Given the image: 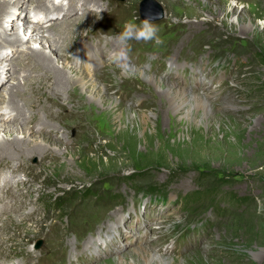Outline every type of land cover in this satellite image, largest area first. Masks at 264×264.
<instances>
[{
    "label": "rangeland",
    "instance_id": "1",
    "mask_svg": "<svg viewBox=\"0 0 264 264\" xmlns=\"http://www.w3.org/2000/svg\"><path fill=\"white\" fill-rule=\"evenodd\" d=\"M36 1L17 2L11 14L21 19L0 24V42L16 33L24 39L0 64L3 125L45 149L32 147L21 162L12 153L0 157V178L18 166L11 170L17 180L0 181V264H264V213H257L264 201V0H155L164 11L153 22L164 44L130 42L131 70L207 97L209 111L194 103L180 109L189 117L169 109L162 88L136 73L126 78L106 59L123 24L143 20V0L95 1L104 16L95 11L93 25L72 34L67 28L79 21L48 33L50 19L39 22ZM60 2L67 1L46 0ZM34 18L45 37L34 32ZM50 37L60 39L63 55ZM32 50L72 80L96 75L104 90H79L85 100L72 96L73 83L39 90L47 73L29 65ZM84 54L95 56L94 69H85ZM12 84L20 90L14 98L4 92ZM2 129L0 143L11 144ZM196 192L208 193L205 201L185 204ZM229 193L247 204L231 208Z\"/></svg>",
    "mask_w": 264,
    "mask_h": 264
},
{
    "label": "bare ground",
    "instance_id": "2",
    "mask_svg": "<svg viewBox=\"0 0 264 264\" xmlns=\"http://www.w3.org/2000/svg\"><path fill=\"white\" fill-rule=\"evenodd\" d=\"M27 1V0H26ZM25 0H18V1H14L12 0L11 2H6V1H3V0H0V16L2 17L1 21H0V24H3L7 18H10L9 20H11V22H17L19 19H21V16L19 15L17 18L16 16H13V13L11 14V10H14L16 9L15 5L17 2H26ZM33 2L35 0H32ZM64 1V0H63ZM67 1V2H66ZM95 1L98 2V0H65L66 3L64 2H60L58 3L59 5L57 6H50V5H47L46 3V0H44V2L46 4H43L44 2H42L41 0L39 1H36V2H40L39 3V6L36 8V9H41V12H43L42 16L41 17H38L39 19V22L40 21H45L46 19H50L48 21V24L50 25L49 28H48V33L51 32V31H55V28H59L58 26L60 25V27H63L64 24L66 23H76L77 21H79L80 24L74 26L73 29H69L67 28L68 30H70L69 32L72 34L74 33L75 31H79V30H83V25L86 24V23H94V21L99 18L98 14L101 10V7H98V9L96 7H94V5H97V3H95ZM49 2V1H48ZM100 2V0H99ZM110 4V3H109ZM106 6V5H105ZM109 6V5H108ZM108 8V7H107ZM113 9V8H112ZM99 10V11H97ZM97 11V13L95 12ZM109 11V9L107 10ZM38 13V12H37ZM101 13L103 14V10H101ZM97 14L98 16L96 17ZM101 14V15H102ZM110 12H108L106 15H109ZM105 15V19L107 18V16ZM104 16V14L102 15ZM4 17V18H3ZM104 18V17H103ZM37 18H34V20H32V22H36ZM103 20V19H102ZM100 21V20H99ZM31 22V23H32ZM59 22H64V24L62 23H59ZM74 23V25H75ZM101 23V22H100ZM99 23V24H100ZM34 27H35V30L34 32H36V35H40L41 37H45V30L43 31L42 27H41V24H37V23H34ZM62 24V25H61ZM17 25V24H16ZM89 25V24H88ZM93 25V24H92ZM73 26V25H72ZM45 27V26H43ZM90 27V26H89ZM88 27V28H89ZM13 30V28H12ZM33 30V29H32ZM54 31L52 33H54ZM63 31V30H62ZM68 32V31H66ZM59 33V32H58ZM63 33V32H62ZM76 33V32H75ZM81 33V32H80ZM87 33V32H86ZM56 34V33H55ZM70 34V35H71ZM34 35V34H33ZM59 35V34H57ZM64 35V34H63ZM69 35V36H70ZM54 36V35H53ZM65 36L67 38V35L65 33ZM84 36V35H83ZM4 37L6 39H9L8 37H11L9 36V34H5ZM61 37V36H60ZM63 37V36H62ZM2 36H0V40H1ZM49 38V37H48ZM65 38V37H64ZM4 39V40H6ZM31 39V38H29ZM59 39V38H58ZM80 39V38H79ZM83 39V38H82ZM51 42L55 39H50ZM60 40V39H59ZM59 40L57 41H54L52 42V47L54 48V52H55V55H63V51L61 49H58V47L55 45L59 42ZM89 40V39H88ZM24 39L22 40L21 37L19 36V34L16 33V38L15 39H10V41H5L4 43H2V41L0 42V64L1 66L4 64V62H6L7 60H11L13 57H14V53H12V55L9 57L8 53H9V50L7 48H9V46H16V45H21L23 43ZM70 41V40H69ZM67 44V42H64ZM69 44V43H68ZM76 44V43H75ZM88 44V43H87ZM113 44V43H112ZM19 45V46H20ZM58 45V44H57ZM63 45V44H62ZM65 45V44H64ZM63 45V46H64ZM76 46V45H75ZM78 46V45H77ZM67 47V46H66ZM92 48V47H90ZM71 49H72V45H71ZM93 49V48H92ZM12 50V49H10ZM82 50V49H81ZM100 50V49H99ZM102 50H100V53H103L101 52ZM42 52V51H41ZM91 52V51H90ZM31 53L33 54V58L34 60H30L31 58H27L26 61H31L32 63H29V65H33L35 63H37V66L40 67L43 71H45L47 73V76H46V79L42 82H40L38 84V88L39 90H44L48 85L51 84L52 88L54 87V90H56L57 92L61 91V90H64L68 87V85H73L74 84V88H73V93H72V96L74 95L75 93V96H78L80 97L81 99L85 100L84 97H86L83 93H80L79 90L81 91L84 90V88H87V87H92L93 89H95L96 91H100L102 93V89H100L99 87H97V84L98 81L95 79V77H97L96 75H91L90 74H84L83 72L82 73H79V76L77 78V80H72L71 78L67 77L66 74H64V72L60 71L54 64V62L50 59V57H48L47 55H45L44 53H40L38 52V50H32ZM92 53V52H91ZM79 54V53H78ZM88 54V53H87ZM30 56V55H29ZM87 57V58H86ZM82 58H85L86 61H89V64L87 63L85 65V69H94L95 66L98 65V62L96 61L97 59L94 57L90 58V55H83ZM104 59V55H99L98 56V59ZM20 59V57L18 58ZM38 61H37V60ZM95 60V61H94ZM29 61V62H30ZM28 66V65H27ZM10 69H8V74L11 75V76H15L16 77V74H17V70H16V65L10 63L9 65ZM38 67H36L35 69H37ZM40 69V70H41ZM42 71V72H43ZM83 71V70H82ZM41 72V71H40ZM93 73V71H92ZM132 73H136L138 78L139 77H143L144 79H147L149 80L150 83H152L156 88H162L165 92H164V95L166 96V100H165V103L166 105L169 107V109H174L176 110L179 114H183V116L185 115V117H189L190 115V112L189 110L185 111L184 110H180L181 108H183L184 106H188L189 104L191 103H194L196 106L206 110V111H209L210 110V103H209V99L205 96H198V95H192L187 93L186 89L182 88L179 84L175 83V82H170V83H166L165 81H162L160 80L159 78L155 77L154 75L152 74H147L146 72H142L141 70H131L130 69V72L129 74L127 75H124L126 78L128 77H131V74ZM135 74V75H136ZM43 75V74H42ZM44 77V75H43ZM42 77V78H43ZM41 78V77H40ZM45 78V77H44ZM101 78V76H100ZM106 80V79H105ZM101 81V80H100ZM103 82V81H102ZM3 83V80H0V84ZM21 82H18V87H19V84ZM73 83V84H72ZM18 87H14V85L12 84L11 87L9 89H5V93L7 94H10L11 95V98H14V96L17 94V92H19L20 90L18 89ZM48 88V87H47ZM46 88V90H47ZM50 88V87H49ZM27 90V89H26ZM32 90V89H31ZM36 90V89H35ZM27 91H30V90H27ZM38 91V90H37ZM45 91V90H44ZM52 91V90H51ZM24 92V91H23ZM35 92V91H34ZM33 92V93H34ZM28 93V92H27ZM38 93V92H37ZM48 93V92H47ZM32 94V93H31ZM42 94V93H41ZM54 94V93H53ZM37 97V96H36ZM40 97V96H39ZM43 97V96H42ZM9 98V99H11ZM51 98V97H50ZM53 98V97H52ZM72 98V97H71ZM77 98V97H76ZM8 99V100H9ZM40 99V98H39ZM98 99V98H97ZM13 100V99H12ZM69 100V99H68ZM100 100V99H99ZM5 101V100H3ZM3 101H1V103L3 104ZM10 101V100H9ZM46 101V100H45ZM12 102V101H11ZM9 102V108L15 112V114H17V110H14V108L11 107L12 103ZM100 102H102V104H104L103 102V98H102V101L100 100ZM11 103V105H10ZM17 103L16 100H14L13 104L15 105ZM38 103V102H37ZM74 103V102H73ZM118 103L116 105V109L118 108ZM166 105H163L165 106L163 108V110H168L166 107ZM43 106V105H42ZM83 106V105H82ZM105 106V105H104ZM25 107V106H24ZM32 107V106H31ZM35 107V106H34ZM85 107V106H84ZM91 111H94L95 112V106H93L92 104H89L87 106ZM86 107V108H87ZM41 108V107H40ZM5 109V108H4ZM21 110V109H20ZM39 112V111H38ZM44 112V111H43ZM113 113L114 111L113 110H110V112H106V113ZM8 113V111H7ZM36 113V112H35ZM6 114V113H5ZM9 114V113H8ZM94 114V113H93ZM13 115V114H12ZM38 115V113H37ZM8 116V115H7ZM6 115H1L0 116V127L3 128L4 127V130L3 132L5 131L6 135L13 138L12 140V143L9 144V142L7 141H4V142H1L0 143V157L2 155H10V153H12L14 156H17V158L19 157L18 160H20V162L22 161V158L24 157V154H26L32 147L35 148V151H39V152H43L45 149L42 147V146H39L37 144H34L32 140H24V141H20L18 140L17 138L14 137V134L12 132V130H9L8 127L4 126L3 124L5 123V121L8 122L7 120V117ZM34 116V115H33ZM16 116L14 115V117L10 116V118H12V120H14L13 118H15ZM21 117H24L23 115ZM35 117V116H34ZM29 118V117H28ZM44 118V117H43ZM25 119V117H24ZM146 119V118H145ZM11 120V119H10ZM21 120V119H20ZM19 120V121H20ZM23 120V118H22ZM27 120V119H26ZM29 120V119H28ZM40 121V120H39ZM15 122V121H14ZM22 122V121H20ZM38 122V121H37ZM67 122V121H66ZM42 123V122H41ZM48 124V122H47ZM54 124V123H53ZM51 125V124H50ZM0 128V130H1ZM51 128V127H50ZM36 129V128H35ZM55 129V127H54ZM50 130V129H49ZM32 131L34 132V130L32 129ZM53 131V130H52ZM59 131V129H58ZM60 133V132H59ZM52 134V133H51ZM49 136V135H48ZM31 144H33V146H31ZM51 152V151H50ZM29 153V152H28ZM31 153V152H30ZM29 155V154H27ZM46 155V154H45ZM53 155V154H52ZM55 156V155H53ZM29 157V156H28ZM34 158V156L31 157V159ZM6 160V158L4 159ZM8 161H12L13 163L14 162H17V159H7ZM3 162V160H2ZM16 166V165H15ZM14 166V167H15ZM12 167L11 170H14L15 168ZM18 167V166H16ZM20 167V166H19ZM22 167V166H21ZM20 167V168H21ZM11 170H8V176L6 177V171L3 172L5 175H4V178H0V181L2 180L3 181V184H6L5 182H7L10 178L11 180L13 179L12 177L13 176H16L15 174L12 176V173H11ZM2 173V172H1ZM0 173V174H1ZM17 177V176H16ZM14 177V180H17V178ZM12 180V183L13 181ZM10 181V180H9ZM13 185V184H12ZM7 186V185H6ZM19 194V193H18ZM20 195V194H19ZM19 197V196H18ZM15 201V200H14ZM20 201V200H19ZM19 204V203H18ZM150 252H146V251H143V257L145 258L146 261L149 260V255ZM142 258V257H140ZM165 261L166 259L162 258L161 257V261Z\"/></svg>",
    "mask_w": 264,
    "mask_h": 264
},
{
    "label": "clouds",
    "instance_id": "3",
    "mask_svg": "<svg viewBox=\"0 0 264 264\" xmlns=\"http://www.w3.org/2000/svg\"><path fill=\"white\" fill-rule=\"evenodd\" d=\"M113 46L106 53L107 61L120 70L122 75H127L131 69V43H154L159 47L164 44V39L159 35V29L150 18L143 19L139 23L135 19L126 21L119 34L112 37ZM257 213H264V201L257 200ZM8 264H19L17 260Z\"/></svg>",
    "mask_w": 264,
    "mask_h": 264
},
{
    "label": "water",
    "instance_id": "4",
    "mask_svg": "<svg viewBox=\"0 0 264 264\" xmlns=\"http://www.w3.org/2000/svg\"><path fill=\"white\" fill-rule=\"evenodd\" d=\"M140 13L143 19L150 18L152 22L161 20L164 17L162 7L155 0H143L140 6ZM41 246L42 242H37L36 248L39 249Z\"/></svg>",
    "mask_w": 264,
    "mask_h": 264
},
{
    "label": "trees",
    "instance_id": "5",
    "mask_svg": "<svg viewBox=\"0 0 264 264\" xmlns=\"http://www.w3.org/2000/svg\"><path fill=\"white\" fill-rule=\"evenodd\" d=\"M211 193V192H210ZM208 196V193L204 192H196L191 194L190 196L187 197V201H184V203H190L191 205L197 204L199 202H204L203 196ZM229 205L231 208H236L237 207H243L247 204L248 199L247 198H236L232 193H229Z\"/></svg>",
    "mask_w": 264,
    "mask_h": 264
}]
</instances>
